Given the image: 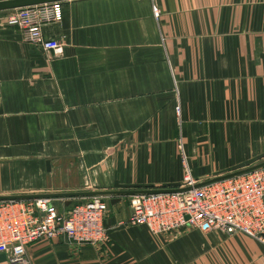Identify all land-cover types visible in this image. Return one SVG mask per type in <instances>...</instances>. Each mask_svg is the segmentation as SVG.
Segmentation results:
<instances>
[{"label":"crops","instance_id":"crops-1","mask_svg":"<svg viewBox=\"0 0 264 264\" xmlns=\"http://www.w3.org/2000/svg\"><path fill=\"white\" fill-rule=\"evenodd\" d=\"M61 6L42 31L62 54L0 21V194L175 187L264 159V0ZM102 197L106 242L42 238L33 264H264L250 235L155 234L129 222L131 194Z\"/></svg>","mask_w":264,"mask_h":264},{"label":"built area","instance_id":"built-area-1","mask_svg":"<svg viewBox=\"0 0 264 264\" xmlns=\"http://www.w3.org/2000/svg\"><path fill=\"white\" fill-rule=\"evenodd\" d=\"M6 11V24L20 28L25 39L54 54L64 42L46 38L42 25L62 18L60 1L24 5ZM155 14L158 9L155 7ZM188 172L186 189L131 194L129 222L146 224L155 234L183 227L202 231L245 233L264 242V164L224 179L195 185ZM102 195L85 196L67 211L49 197L0 199V264H33L28 245L42 238L65 236L102 244L109 238Z\"/></svg>","mask_w":264,"mask_h":264},{"label":"water","instance_id":"water-1","mask_svg":"<svg viewBox=\"0 0 264 264\" xmlns=\"http://www.w3.org/2000/svg\"><path fill=\"white\" fill-rule=\"evenodd\" d=\"M52 1H64V0H0V11L9 10L15 7L38 4L44 2ZM48 165L50 164L47 161ZM264 164V159L257 161L256 163L227 172L225 174H220L208 180L196 182L195 185H201L206 182L216 181L224 179L242 172L249 171L256 167ZM191 187V185L175 186V187H157V188H140V189H97V190H75V191H59V192H40V193H5L0 194V199H29L37 197H71V196H89V195H109L112 199H120L123 194H133V193H147V192H158V191H172V190H182ZM118 195V196H117ZM5 259V254L0 253V261Z\"/></svg>","mask_w":264,"mask_h":264},{"label":"rangeland","instance_id":"rangeland-1","mask_svg":"<svg viewBox=\"0 0 264 264\" xmlns=\"http://www.w3.org/2000/svg\"><path fill=\"white\" fill-rule=\"evenodd\" d=\"M6 20V11H1L0 12V21H5ZM52 202V201H51ZM53 203V202H52ZM70 208H68L69 210ZM229 234V233H227ZM262 241V240H261ZM263 242V241H262Z\"/></svg>","mask_w":264,"mask_h":264},{"label":"trees","instance_id":"trees-1","mask_svg":"<svg viewBox=\"0 0 264 264\" xmlns=\"http://www.w3.org/2000/svg\"><path fill=\"white\" fill-rule=\"evenodd\" d=\"M3 11V10H2ZM1 12V11H0Z\"/></svg>","mask_w":264,"mask_h":264}]
</instances>
